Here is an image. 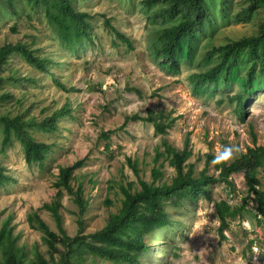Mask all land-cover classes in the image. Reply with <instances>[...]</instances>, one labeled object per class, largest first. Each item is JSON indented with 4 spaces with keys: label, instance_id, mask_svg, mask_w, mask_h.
<instances>
[{
    "label": "rangeland",
    "instance_id": "obj_1",
    "mask_svg": "<svg viewBox=\"0 0 264 264\" xmlns=\"http://www.w3.org/2000/svg\"><path fill=\"white\" fill-rule=\"evenodd\" d=\"M248 1L229 0L224 11L219 2L212 4L215 27L199 34L193 55L180 62L178 71L170 70L166 67L169 63L155 56L157 33L168 21L155 17L157 8H147L142 0H75L76 7L92 16V41H84L77 49L60 41L44 11L27 0H15L14 10L0 5V48L21 42L35 49L37 56L52 57L57 63L48 65L45 72L19 52H12L0 69V95L7 92L12 96L0 102V110L16 114L30 107L26 116L40 120L66 102L72 109V117L60 119L54 133L33 132L36 140L52 146L42 165L26 162L23 146L15 137L5 145L0 126V163L12 176L0 185V230L8 222L19 246L32 250L38 245L48 258L42 233L30 227L27 216L38 212L57 230L44 205L56 198L61 167L77 161L83 165L74 170L72 184L83 185L89 204L81 215L74 198L65 192L61 214L72 237L80 231L79 220L84 222L83 234L106 224L121 202L119 184L137 185L140 178L151 181L154 167L162 170L164 180L171 179L175 170L169 161L160 157L155 162L157 152L164 150L162 138L178 149L185 148L188 140L192 156L186 164L194 165L195 174L205 169L216 178L220 171L212 161L207 163L208 154L216 156L224 146H234L232 157L223 161L229 164L239 151L264 145V88L245 98L242 121L227 98L240 91L237 85L198 94L191 83L192 74L206 65L202 57L214 46L209 45L212 38L218 45L256 31L254 21L264 17V6L253 20L237 16ZM108 23L130 44L118 38ZM150 110L163 111L166 120H175L166 134H157L148 121L126 123L127 117H147ZM128 158L137 163L139 176L128 165ZM259 178L264 190V171ZM229 180L232 188L224 182L211 186L213 200L241 204L247 198L248 204L242 216L230 221L227 239L219 234L214 201L204 197L185 201L181 207L167 208L170 224L146 236L152 249L144 253V264H264V222L259 224L253 215L257 204L247 195L242 173L232 174ZM107 198L114 204L108 206ZM87 262L103 264L94 256ZM104 264L115 263L107 260Z\"/></svg>",
    "mask_w": 264,
    "mask_h": 264
},
{
    "label": "trees",
    "instance_id": "obj_2",
    "mask_svg": "<svg viewBox=\"0 0 264 264\" xmlns=\"http://www.w3.org/2000/svg\"><path fill=\"white\" fill-rule=\"evenodd\" d=\"M15 0H0V5L14 10ZM229 0H142L147 7H155V17L168 21L157 33V47L155 56L166 61V67L178 71L182 60L193 55L194 44L200 40L199 34H206L213 25V10L211 5L215 2L223 6ZM33 7L44 11L49 25L53 28L58 39L66 44L69 49H77L84 41L91 42L92 16L89 12L76 7L75 0H27ZM264 0H249L237 16L253 20L258 14ZM227 7V6H226ZM224 11V7L222 8ZM256 31L239 39H230L214 45L210 51L203 55L206 65L199 67L197 73L192 74L191 83L198 94L210 91L211 88L222 85H237L239 92L227 96L230 103L234 104L235 111L245 120L247 102L245 100L251 93L264 88V17L254 21ZM208 24V25H207ZM207 25V26H206ZM118 38L129 43L118 29L108 23ZM19 52L34 67L49 71L48 65H56L52 57L37 56L35 49L24 43L5 44L0 48V69L8 63L12 52ZM57 84L65 87L60 81ZM10 93L0 95V102L11 97ZM21 102V101H20ZM30 107L12 114L0 110V126L3 131V143L8 144L15 137L23 146L25 160L29 165L39 164L46 160L52 149L50 143L38 141L33 132L39 130L54 133L59 129V121L65 116L72 117L69 102L55 109L51 114L38 120L35 116L27 117ZM164 112L154 113L149 111L147 117L135 114L127 117L129 120H143L153 123L157 134H166L175 120H166ZM166 120V121H165ZM107 137V135H104ZM163 152H157L155 162L163 157L169 161L175 170L169 181L163 179L162 170L154 167L151 172L152 180H138V184L129 183L128 186L119 184L122 194L120 205L115 212H111L106 224L99 230L89 234L84 233V222L79 220L80 231L75 236H70L64 228L61 214L62 199L65 192L74 198L79 207L80 214H85L88 209V200L84 198L83 185L78 182L74 187L72 182L76 177L74 170L83 165L77 161L74 165L61 167L55 186L58 189L53 202L44 205L45 209L55 220L56 229L40 216L38 212L30 213L27 222L32 229L42 233V242L47 248V256L38 245L28 250L19 246L18 237L13 229H8L6 222L0 230V264H97L88 263L89 257L101 258L115 264H144L143 257L147 250L152 249V244L146 242L147 235L157 229L170 224L168 207H181L185 201L193 202L200 197L214 201L211 186L217 182H224L232 188L229 180L234 173H242L246 185L247 195L253 199L257 206L253 212L259 224L264 222V190L261 186L259 173L264 171V145L248 147L245 152H238V156L231 163H215L220 171L219 176L213 177L202 170L194 172V165L186 164L192 156L189 141L185 148L174 147L166 138H162ZM214 155H207V163L213 161ZM137 176L139 170L137 163L131 158L127 160ZM12 179L5 166L0 163V185ZM77 181V180H76ZM254 195V198L251 197ZM108 206L114 202L106 199ZM216 213L220 220L219 234L222 239H227L225 231L229 228L230 221L243 215L247 210V198L241 204H231L226 200L214 201ZM33 257H29V254Z\"/></svg>",
    "mask_w": 264,
    "mask_h": 264
},
{
    "label": "clouds",
    "instance_id": "obj_3",
    "mask_svg": "<svg viewBox=\"0 0 264 264\" xmlns=\"http://www.w3.org/2000/svg\"><path fill=\"white\" fill-rule=\"evenodd\" d=\"M236 151L234 146H224L222 150L213 157V163H218L221 161L228 160L232 157L233 152Z\"/></svg>",
    "mask_w": 264,
    "mask_h": 264
}]
</instances>
